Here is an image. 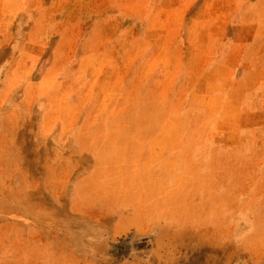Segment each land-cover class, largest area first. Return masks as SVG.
<instances>
[{
  "label": "rangeland",
  "instance_id": "374dc122",
  "mask_svg": "<svg viewBox=\"0 0 264 264\" xmlns=\"http://www.w3.org/2000/svg\"><path fill=\"white\" fill-rule=\"evenodd\" d=\"M263 112L264 0H0V264H264Z\"/></svg>",
  "mask_w": 264,
  "mask_h": 264
},
{
  "label": "bare ground",
  "instance_id": "6f19581e",
  "mask_svg": "<svg viewBox=\"0 0 264 264\" xmlns=\"http://www.w3.org/2000/svg\"><path fill=\"white\" fill-rule=\"evenodd\" d=\"M263 113H264V112H263ZM263 113H262V114H263ZM256 118H257V117H256ZM262 119H263V118H262ZM263 120H264V119H263ZM261 121H262V120H261ZM257 122H258V121H257ZM259 123H260V122H258V124H259ZM261 123H263V122H261ZM258 124H257V125H258ZM230 136H231V135H230ZM243 136H244V135H243ZM259 136H260V135H259ZM243 138H244V137H243ZM249 139H250V138H249ZM234 143H236V141H235ZM242 144H243V143H242ZM229 145H230V144H229ZM230 146H231V145H230ZM231 156H232V155H231ZM244 165H245V163H244ZM249 167H250V166H249ZM242 173H243V172H242Z\"/></svg>",
  "mask_w": 264,
  "mask_h": 264
}]
</instances>
